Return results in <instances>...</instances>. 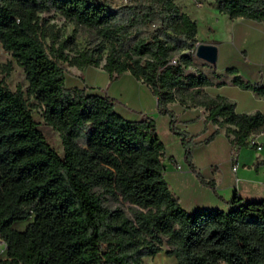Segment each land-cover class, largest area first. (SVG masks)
Returning <instances> with one entry per match:
<instances>
[{
	"label": "trees",
	"instance_id": "trees-1",
	"mask_svg": "<svg viewBox=\"0 0 264 264\" xmlns=\"http://www.w3.org/2000/svg\"><path fill=\"white\" fill-rule=\"evenodd\" d=\"M213 1L229 18L264 24V0ZM47 10L97 32L105 43L100 68L109 79L127 70L148 87L157 112L169 116L188 168L212 186L191 162L194 135L174 126L166 105L181 101L188 87L210 84L202 73L184 71L196 23L174 0H0V46L22 67L26 95L41 107L62 148L59 154L45 140L21 90L0 79V264H140L161 250L162 238L174 264H264V198L244 200L233 193L225 210H184L164 179L163 145L153 119L144 113L124 118L109 96L65 84L63 64L98 66L102 55L67 48L40 19ZM226 71L233 74L232 84L264 100L263 85L243 79L233 67ZM200 98L203 120L224 125L230 144L242 146L250 133L264 131L260 111L237 112L221 95ZM108 198L126 202L129 214L106 205Z\"/></svg>",
	"mask_w": 264,
	"mask_h": 264
},
{
	"label": "crops",
	"instance_id": "crops-1",
	"mask_svg": "<svg viewBox=\"0 0 264 264\" xmlns=\"http://www.w3.org/2000/svg\"><path fill=\"white\" fill-rule=\"evenodd\" d=\"M180 8H185L184 2H181ZM224 31L223 39H199L194 34L197 42L213 43L216 47L214 62H206L210 65L208 72L201 69L192 72L202 73L210 84L187 88L196 96L191 105L188 103L186 105L177 99L166 103L167 108L174 114V126L194 135L196 143L191 146V162L203 179L212 182V186L201 182L188 168L183 160L179 138L168 128V114L157 112L155 96L143 82L135 79L127 70L109 79L99 65L94 66L101 72V78L95 82L92 74L87 75L86 66L81 69L72 66L73 69L70 71L72 80L66 84L77 87H100L97 91L112 98L114 110L124 118L137 119L139 114L144 113L153 119L155 131L163 145V160L169 164L167 171L171 172L176 180L174 190L169 183L167 185L177 197L179 205L186 211L201 207H217L225 210L233 193L244 200L264 198V147L261 144L264 141V131L255 136L261 145L260 149H255L254 144L249 143L236 147V167L232 170L229 157L230 143L224 133V125L217 126L210 121H204L206 108L197 103L201 99V94L221 95L233 102V109L237 112L251 113L258 110L264 114V100L250 89L232 84L229 79L233 74L226 71L227 67H233L235 73L243 79L264 86L258 79V73L253 74L254 66L251 65L264 56V24L259 20L236 16L229 18ZM234 57L241 59L240 63L244 65L243 67L251 68L246 71L253 76H249L237 65L230 64ZM77 76L81 79L79 83L73 81ZM87 77L91 81H87ZM130 77H133L136 83L133 86L134 90L128 92ZM195 89L197 92L194 91ZM118 99L125 104H118L120 103ZM212 132L210 139L204 141V138ZM259 136L263 138L259 139ZM199 144H201L199 151L203 154L202 158L197 154L194 155V148ZM169 157L173 162L168 159ZM164 179L167 182L165 170Z\"/></svg>",
	"mask_w": 264,
	"mask_h": 264
},
{
	"label": "rangeland",
	"instance_id": "rangeland-1",
	"mask_svg": "<svg viewBox=\"0 0 264 264\" xmlns=\"http://www.w3.org/2000/svg\"><path fill=\"white\" fill-rule=\"evenodd\" d=\"M113 4H121L125 3L126 0H110ZM180 7L181 2H184L185 8L182 9L185 11L191 18L195 20L196 23V31L195 36L199 39H223L224 38V29L225 25L227 24L229 18L216 10L214 6L213 0H174ZM40 19L44 22L45 25H48L52 28V30L56 31L58 38L64 39L67 48H79V49H88L92 50L93 52H100L102 58L99 60L98 65H100L103 61V56L105 54V43H103L98 36L97 32L90 27H85L80 24H75L71 21L64 19L58 13L53 10L41 11L39 12ZM44 43L47 44L48 38L45 36L43 39ZM264 41V40H263ZM191 65L185 68L184 71L186 72H193L194 70H203L204 72H208L210 65L206 62H202L193 52ZM173 58H177V54L174 53L172 55ZM231 59L230 64L237 65L238 68H242L244 72H248L251 68L243 67L241 65V59L236 58ZM9 64V68L7 72H4L1 68L5 64ZM64 65V82L65 84H69L71 78L70 71L73 69L72 66ZM253 67V74L256 72L258 73V79H260L261 83L264 84V56L259 58L256 63H251ZM250 67V66H248ZM86 73L89 76L90 74L93 75V80L97 82L101 78V72L97 70L94 66L86 65ZM249 69V70H248ZM248 70V71H246ZM248 74V73H247ZM253 74L249 73V76H253ZM0 79L3 83L11 90L19 88L22 92L23 97L26 98L28 102V107L30 108L31 114L34 120L37 123L38 128L42 132L45 140L48 144L59 154L62 153V148L60 144V140L57 134V131L54 130L50 125L46 124L42 117H41V107L35 105L34 98L31 96L26 95L25 86L26 80L24 78V73L22 67L18 65L14 59L9 55V53L2 49L0 46ZM74 82H81L80 77H76L73 79ZM87 81H91L89 77H87ZM135 80L133 77H130L128 83V92L134 90L133 86L135 85ZM100 87H95L94 89L100 90ZM179 95L182 99L181 101L185 104L188 103L189 105L192 104L193 100L195 99V95L191 93L190 89H185L180 92ZM193 96V97H192ZM120 101V99H118ZM124 105L125 102L120 101V105ZM186 104V105H188ZM188 107V106H187ZM262 139V136L258 137ZM262 147H264V141L261 142ZM201 144L195 146L194 148V155H198V157H203V154H200V146ZM195 157V156H194ZM206 156H204V159ZM165 166V178L167 179V183H169L172 190H174L176 184L175 176L168 172L169 164L166 160H163ZM178 167V166H177ZM178 169V168H176ZM104 203L108 206L119 205L126 214H129L127 209L126 202H121L119 200L113 199H105L103 200ZM24 221H20L16 224L17 227H21ZM167 247V244L164 242V238H162L161 243V250L155 253L152 256H144L142 257V261L140 264H174V258L172 256L165 255L163 250ZM3 243L0 241V255H3Z\"/></svg>",
	"mask_w": 264,
	"mask_h": 264
},
{
	"label": "water",
	"instance_id": "water-1",
	"mask_svg": "<svg viewBox=\"0 0 264 264\" xmlns=\"http://www.w3.org/2000/svg\"><path fill=\"white\" fill-rule=\"evenodd\" d=\"M194 55L207 63H213L216 56V47L213 43L198 42L193 51Z\"/></svg>",
	"mask_w": 264,
	"mask_h": 264
},
{
	"label": "built area",
	"instance_id": "built-area-1",
	"mask_svg": "<svg viewBox=\"0 0 264 264\" xmlns=\"http://www.w3.org/2000/svg\"><path fill=\"white\" fill-rule=\"evenodd\" d=\"M197 43H198L197 41L194 42L192 48L190 49V52L194 51V47ZM168 62L171 64L175 63V58L171 57ZM259 133H261V131L250 133L247 137V143H249L250 145L254 144L255 149H260V147H261L260 143L257 142V140L255 139V136ZM235 151H236V146L233 144H230V152H229L230 156L229 157L231 160V169L232 170L236 167V152ZM3 247H4V244H3Z\"/></svg>",
	"mask_w": 264,
	"mask_h": 264
}]
</instances>
